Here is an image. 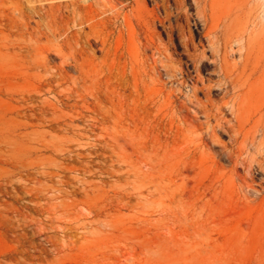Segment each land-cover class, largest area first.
<instances>
[{
  "label": "rangeland",
  "instance_id": "1",
  "mask_svg": "<svg viewBox=\"0 0 264 264\" xmlns=\"http://www.w3.org/2000/svg\"><path fill=\"white\" fill-rule=\"evenodd\" d=\"M120 1L0 0V264H264V174L207 133L199 146L190 103L148 98L145 26ZM146 2L183 70H160L158 96L182 101L192 8Z\"/></svg>",
  "mask_w": 264,
  "mask_h": 264
},
{
  "label": "bare ground",
  "instance_id": "2",
  "mask_svg": "<svg viewBox=\"0 0 264 264\" xmlns=\"http://www.w3.org/2000/svg\"><path fill=\"white\" fill-rule=\"evenodd\" d=\"M174 1L181 11L186 5L191 6L190 19L195 27L193 32L182 26L178 34L198 71L182 101L175 96L179 88L158 96L166 86L161 80V69L171 80L183 72L175 64L173 38L164 39L155 28L148 18V13L155 14L154 9L146 0H135L131 13L126 14L130 26L133 27L134 17L145 26L149 50L133 47L132 52L151 89L148 98L153 103H190L196 117L183 114V121L186 127L202 134L199 146L209 148L203 138L207 133L214 143L228 148L235 164L250 162L252 170L264 174V0ZM150 59L154 61L151 63ZM206 64L214 66L218 80L204 79L201 70ZM215 89L220 90V99L214 98ZM178 110L182 112V107ZM223 134L229 137L231 148L222 141ZM256 194L264 198V191L257 188L252 178V200Z\"/></svg>",
  "mask_w": 264,
  "mask_h": 264
}]
</instances>
